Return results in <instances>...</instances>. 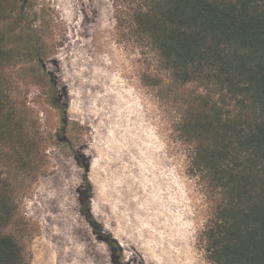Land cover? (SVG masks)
Segmentation results:
<instances>
[{
  "label": "rangeland",
  "instance_id": "1",
  "mask_svg": "<svg viewBox=\"0 0 264 264\" xmlns=\"http://www.w3.org/2000/svg\"><path fill=\"white\" fill-rule=\"evenodd\" d=\"M120 4L6 0L0 28L21 58L2 65L0 78L42 140L43 168L18 182L0 146L2 179L24 190L15 199L33 231L29 262L212 264L204 233L214 204L176 131L184 100L207 91L174 82L157 56L124 36Z\"/></svg>",
  "mask_w": 264,
  "mask_h": 264
},
{
  "label": "trees",
  "instance_id": "2",
  "mask_svg": "<svg viewBox=\"0 0 264 264\" xmlns=\"http://www.w3.org/2000/svg\"><path fill=\"white\" fill-rule=\"evenodd\" d=\"M121 1L124 36L157 56L174 82L207 91L184 100L176 131L191 146L192 176L214 204L204 233L208 260L264 264V0ZM5 5L0 0V21L6 20ZM3 29L0 70L21 58L9 48L10 30ZM6 87L0 78L1 157L16 166V181L36 177L43 168L37 165L42 140L27 129ZM79 160L88 173L85 157ZM2 175L0 264H30L33 231L15 199L24 190ZM85 194L91 199L90 186ZM107 242L116 255L122 252L116 239Z\"/></svg>",
  "mask_w": 264,
  "mask_h": 264
},
{
  "label": "water",
  "instance_id": "3",
  "mask_svg": "<svg viewBox=\"0 0 264 264\" xmlns=\"http://www.w3.org/2000/svg\"><path fill=\"white\" fill-rule=\"evenodd\" d=\"M66 112V110L64 111V113ZM65 130V129H64Z\"/></svg>",
  "mask_w": 264,
  "mask_h": 264
}]
</instances>
